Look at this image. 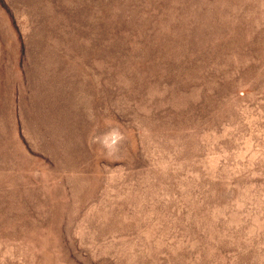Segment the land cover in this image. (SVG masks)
Here are the masks:
<instances>
[{"label":"rangeland","instance_id":"1","mask_svg":"<svg viewBox=\"0 0 264 264\" xmlns=\"http://www.w3.org/2000/svg\"><path fill=\"white\" fill-rule=\"evenodd\" d=\"M0 264H264V0H0Z\"/></svg>","mask_w":264,"mask_h":264},{"label":"clouds","instance_id":"2","mask_svg":"<svg viewBox=\"0 0 264 264\" xmlns=\"http://www.w3.org/2000/svg\"><path fill=\"white\" fill-rule=\"evenodd\" d=\"M124 140L123 133L117 129H110L109 132L104 134L103 140L100 141L101 146L109 153L118 149L120 143Z\"/></svg>","mask_w":264,"mask_h":264}]
</instances>
